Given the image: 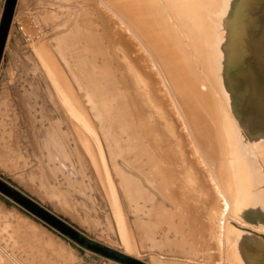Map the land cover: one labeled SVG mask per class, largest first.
<instances>
[{"label": "bare ground", "instance_id": "bare-ground-1", "mask_svg": "<svg viewBox=\"0 0 264 264\" xmlns=\"http://www.w3.org/2000/svg\"><path fill=\"white\" fill-rule=\"evenodd\" d=\"M76 1L58 53L36 18L20 29L123 250L150 251L154 264H264V0H144L187 50L197 77L182 68L185 81L124 0ZM15 150L1 134L11 174L23 161ZM2 210L0 264H75L65 243Z\"/></svg>", "mask_w": 264, "mask_h": 264}, {"label": "rangeland", "instance_id": "rangeland-1", "mask_svg": "<svg viewBox=\"0 0 264 264\" xmlns=\"http://www.w3.org/2000/svg\"><path fill=\"white\" fill-rule=\"evenodd\" d=\"M123 5L129 15L139 18L142 28L164 55L171 56V50L178 59L183 67L175 65L177 75L185 81L184 68L196 79L187 50L171 32L163 34L164 28H160L148 4L144 0H124ZM44 10L52 21H43ZM80 11L76 0H0V136L7 132L9 145L14 150L17 146L15 151L23 159L21 162L18 159L13 175L1 167L0 155V207L2 211L19 213L65 243L76 256L75 264H154L150 251L141 250L142 254L135 256L123 250L114 223L107 217L104 201L95 190L90 167L76 148L68 125L59 130L53 122L58 118L55 101L51 96L48 98L39 69L28 57L29 41L21 32V19L31 17L35 21L36 18L46 40L58 53L57 36L66 32L65 25L75 22ZM198 87L204 90L203 84L199 83ZM98 108L103 109L100 105ZM115 111H119V107ZM106 116L112 118L109 112ZM2 123L5 126H1ZM116 123L114 119L108 124ZM118 131L121 133V129ZM56 143L61 148L60 157L51 153ZM42 145L45 148H41ZM20 176H25L26 181H20ZM1 215L7 220L5 212ZM4 225L10 228L9 234L12 233L13 226ZM78 239L88 243L83 245ZM21 254L16 253L17 258ZM52 264L64 262L59 260Z\"/></svg>", "mask_w": 264, "mask_h": 264}, {"label": "trees", "instance_id": "trees-1", "mask_svg": "<svg viewBox=\"0 0 264 264\" xmlns=\"http://www.w3.org/2000/svg\"><path fill=\"white\" fill-rule=\"evenodd\" d=\"M78 242H80V243L83 244V245H84V243H88V242H86L85 240H80V239H78ZM88 245H92V244H88Z\"/></svg>", "mask_w": 264, "mask_h": 264}]
</instances>
